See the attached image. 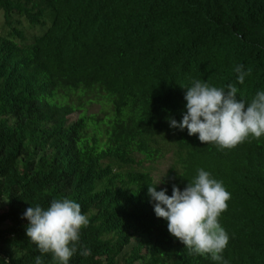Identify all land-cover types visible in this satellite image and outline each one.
Wrapping results in <instances>:
<instances>
[{
  "label": "trees",
  "instance_id": "1",
  "mask_svg": "<svg viewBox=\"0 0 264 264\" xmlns=\"http://www.w3.org/2000/svg\"><path fill=\"white\" fill-rule=\"evenodd\" d=\"M237 63L247 102L264 90V0H0V264H34L20 214L59 197L89 220L69 264H214L154 215L155 163L168 195L196 168L222 181L223 257L264 264V136L217 150L167 123L191 79L235 84Z\"/></svg>",
  "mask_w": 264,
  "mask_h": 264
},
{
  "label": "clouds",
  "instance_id": "2",
  "mask_svg": "<svg viewBox=\"0 0 264 264\" xmlns=\"http://www.w3.org/2000/svg\"><path fill=\"white\" fill-rule=\"evenodd\" d=\"M233 72L235 84L229 82L222 87L191 79L184 86V111L179 121L168 117V126L186 129L187 135L195 134L199 142L217 150L231 149L248 138L264 136V90H257L247 102L238 98L236 85H242L250 71L237 63ZM165 172L166 169L146 188L154 215L166 222L167 232L189 254L205 257L214 264H228L222 253L229 235L218 221L230 199L223 182L208 171L196 168L195 175L186 178L182 189L172 184L168 195L165 188L155 187L164 182ZM20 215L27 221L25 237L41 255L50 254V264H69L77 253L80 231L89 223L80 205L68 197L52 199L47 207L28 206ZM80 254L86 255V252L81 250ZM41 255L35 257L34 264H43Z\"/></svg>",
  "mask_w": 264,
  "mask_h": 264
},
{
  "label": "rangeland",
  "instance_id": "3",
  "mask_svg": "<svg viewBox=\"0 0 264 264\" xmlns=\"http://www.w3.org/2000/svg\"><path fill=\"white\" fill-rule=\"evenodd\" d=\"M152 166L151 169H152V174L157 176L159 174V172H163L166 168V164L165 163H155V164H152L150 165Z\"/></svg>",
  "mask_w": 264,
  "mask_h": 264
}]
</instances>
